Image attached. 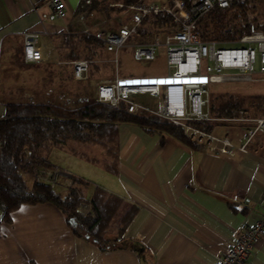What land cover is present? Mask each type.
Instances as JSON below:
<instances>
[{"label": "crops", "instance_id": "1", "mask_svg": "<svg viewBox=\"0 0 264 264\" xmlns=\"http://www.w3.org/2000/svg\"><path fill=\"white\" fill-rule=\"evenodd\" d=\"M146 1L156 3L155 0ZM63 2L67 14L59 18L52 14L46 0H0V81L19 75L24 80L25 72L56 65L69 66L70 75H73L72 62L75 60H64L68 50L66 38L71 31L81 33L83 23L90 27L101 25L109 30L120 26L108 24L112 13H120L119 9L109 8V4L124 1L108 0L111 10L95 9L83 14H78L82 0ZM170 3L171 0H167L162 5ZM165 29L153 39L165 36ZM26 32L40 35L44 54L41 62L25 60L23 37ZM206 36L203 37L211 38ZM130 44L139 42L131 40ZM121 51L118 54L119 75ZM104 54L111 57L108 63L113 68L114 78L115 56L105 51ZM48 76L55 74L48 72L41 83ZM37 81L34 87L17 84L12 89H0V117L5 115L8 102L37 97L52 99L55 94L56 102L78 103L74 101L78 86L48 90L43 84L38 88ZM73 81L77 85L85 83L76 81L74 75ZM18 92H22L23 97L17 95ZM90 97L95 98V94ZM223 118L209 121L214 127L208 134L229 139L235 146L233 155L210 150L214 141L206 137H193L198 146L192 147L170 134L147 131L133 123L118 126L116 174L100 164L52 150L50 162L55 169L71 174V184L73 176L90 181L86 190L88 199L95 187H103L137 206V212L120 238L115 234L108 236L113 247L102 250L96 243L76 235L54 204H22L12 213L10 222L0 225V264H218L231 241L264 215V133H258L247 143L252 124ZM90 152L101 159L105 157L99 146ZM32 175L23 172L29 187L36 183ZM65 178L66 175L60 176V185L53 186L58 193L65 194L71 186ZM78 211L84 215L92 213L90 202L82 203ZM247 264H264V240L255 245Z\"/></svg>", "mask_w": 264, "mask_h": 264}, {"label": "trees", "instance_id": "2", "mask_svg": "<svg viewBox=\"0 0 264 264\" xmlns=\"http://www.w3.org/2000/svg\"><path fill=\"white\" fill-rule=\"evenodd\" d=\"M126 4L141 0H117ZM107 9L108 0H82L78 14ZM119 12V11H118ZM171 23L170 16L151 14L142 23L138 35L131 40L139 43L150 42L154 36L164 32ZM213 27L225 39L237 40L255 30L264 31V3L255 0L235 2L227 8H215L198 23L200 30ZM166 30V29H165ZM66 38L68 50L64 60H87L90 63V77L100 75L102 70L112 67L104 63V51L100 41L71 31ZM207 34V33H206ZM19 68L20 63L15 61ZM73 81V75L69 76ZM50 78L43 79L44 88L51 89ZM210 89V115L213 118L229 117L240 110L254 117L264 116V93L242 94L231 91ZM54 98L37 97L35 100L8 102L3 117H0V208L2 223L11 221L12 213L22 204L51 203L57 206L71 224L74 233L96 243L102 250L113 247L110 234L120 238L137 212V206L103 187H95L88 199L86 190L90 181L72 177V184L65 194L58 193L50 184L35 183L29 187L23 172L53 171L49 160L52 150H60L90 162L100 164L105 170L118 172V126L133 123L146 129L167 133L192 147L198 142L187 136L181 126L155 115H132L125 104L119 107L97 102L90 97L86 86L78 88L75 105L56 102ZM248 115V116H249ZM190 126L210 133L213 122L191 121ZM101 147L105 152L102 159L90 150ZM78 148V149H76ZM89 201L92 213L82 214L79 206ZM1 235V233H0Z\"/></svg>", "mask_w": 264, "mask_h": 264}, {"label": "built area", "instance_id": "3", "mask_svg": "<svg viewBox=\"0 0 264 264\" xmlns=\"http://www.w3.org/2000/svg\"><path fill=\"white\" fill-rule=\"evenodd\" d=\"M247 0H171L169 5H159L141 0L137 3H110L109 8L120 10V26L105 29L101 25L90 27L83 23L81 33L101 42L105 52L115 56V77L94 81L90 77L87 60L72 62L76 81L85 82L95 89L97 102L119 107L125 104L132 115L150 114L181 126L189 136L206 137L214 141L210 150L233 155L235 146L227 138H217L190 126L191 121H212L209 113L210 86L214 84L253 83L264 79V31L255 30L237 40L215 41L205 39L198 28L200 20L215 8H227L235 2ZM264 1V0H255ZM55 17L64 18L63 0H46ZM170 16L166 24L164 40L155 38L150 43L132 45L135 61H155L160 47L166 48L168 75L157 77H120L118 54L138 35L143 21L151 14ZM129 17L127 22L125 21ZM118 17V16H117ZM237 45V46H229ZM24 58L29 63L44 59L41 37L35 32H26L23 37ZM258 66V67H257ZM146 94L158 98L157 108L135 101L134 97ZM239 112V111H238ZM223 119L252 124L247 135L249 143L258 133H264V118H249L243 111ZM241 150L245 151L242 147ZM71 176L61 170L35 172L32 179L37 183L60 185L59 177ZM69 180V181H68ZM264 240V215L254 225L233 239L218 264H247L255 245Z\"/></svg>", "mask_w": 264, "mask_h": 264}, {"label": "rangeland", "instance_id": "4", "mask_svg": "<svg viewBox=\"0 0 264 264\" xmlns=\"http://www.w3.org/2000/svg\"><path fill=\"white\" fill-rule=\"evenodd\" d=\"M156 4H160L162 5L163 2L164 4L167 2V0H155ZM263 2L264 1H260ZM120 15V14H119ZM117 13H112L111 14V21L108 23L109 25L111 24L112 26H116V24H120L119 20L121 19V17L119 16ZM102 16L104 17L105 15L102 14ZM118 16V17H117ZM106 18V16L104 17V19ZM94 20V18H92ZM103 19V20H104ZM105 22V21H103ZM170 24V23H167ZM99 25V24H98ZM216 28L210 27L207 30H200L201 34L205 37H207L206 35H209L212 39H216V40H223V41H230V39H224L222 37V35L219 36V32L218 29L216 30ZM207 33V34H206ZM220 37V38H219ZM161 40H164V36L160 35ZM229 46H237V45H229ZM104 63H108L109 61H111V57L109 55L104 54ZM120 75L121 76H128V75H133V76H166L168 75V70L166 67V48L164 46L160 47L159 49V55L157 57V59L155 61L149 62V63H143V62H138L135 61L132 57V48H131V44H128L123 51H121L120 54ZM65 65H56V66H47L44 68H37L35 70H30L28 72H25V75H23L24 80L22 79V76L19 75L20 77L15 78V79H11V80H2L0 81V89H12L14 87H16V85H21L22 87H34V83L37 81L38 82V88H41V80L42 77H44V75H46L48 72L53 71L55 76H48L50 78V85L58 90L61 87H66V88H75V87H79V88H83L84 86H86L87 92L90 96H93L95 94V89L94 88H90L87 86V83H78L75 84L76 82L71 81L69 79V75H70V68L68 67H63ZM258 67V66H257ZM62 76L63 80H60V77ZM113 77V68L112 67H108L104 70H102V73L100 75H96L95 77H92V79L94 81L100 80L101 78H112ZM52 78V79H51ZM34 84V85H33ZM37 87V86H35ZM214 90L213 91H231V92H235V93H242L245 95L248 94H255V93H264V79H259L257 82H253V83H231V84H227V85H217L216 87H212ZM34 89V88H33ZM36 89V88H35ZM60 90V89H59ZM29 92V91H28ZM17 95L23 97V93L22 92H18ZM135 101L143 103V105H147L152 107L153 109L157 108V101L158 98H151L149 95L146 94H139L136 95L134 97ZM71 104V103H69ZM73 105H75L74 103H72ZM71 104V105H72ZM243 112H246L244 110H240ZM239 111V112H240ZM238 112V115H239ZM247 113V112H246ZM236 114V113H235ZM233 115V114H232ZM249 115V114H248ZM247 116V115H246ZM249 118H254V116H247ZM255 118H264V116H257ZM195 138H199V135L197 136H192ZM74 169V167H73ZM71 175V174H70Z\"/></svg>", "mask_w": 264, "mask_h": 264}]
</instances>
